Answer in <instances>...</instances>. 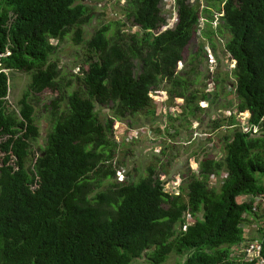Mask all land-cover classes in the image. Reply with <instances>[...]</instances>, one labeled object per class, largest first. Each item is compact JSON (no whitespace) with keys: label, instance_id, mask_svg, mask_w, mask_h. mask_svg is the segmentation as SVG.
<instances>
[{"label":"trees","instance_id":"1","mask_svg":"<svg viewBox=\"0 0 264 264\" xmlns=\"http://www.w3.org/2000/svg\"><path fill=\"white\" fill-rule=\"evenodd\" d=\"M86 3L0 0V135L6 137L0 144V264H132L144 252L151 264L185 253L182 264H236L230 249L245 239L248 216L264 223L255 200L264 194V132L234 129L221 160L203 151L175 196L164 191L168 180L151 166L135 183L116 180L110 135L117 120L101 122L96 106L111 103L116 118L144 109L154 113L150 91L164 80L183 106L185 92L176 87L187 81L178 66L200 13L216 9L222 22L217 32L224 27L229 34L225 51L234 64L237 110L260 122L264 0H175L178 22L163 32L162 0H125L126 18L100 26L89 39L84 35L93 14ZM125 19L137 26L134 33L123 30ZM71 34L75 43L85 42L87 66L78 67L79 84L67 91L72 82L63 85L57 55ZM12 70L31 73L18 110L7 103ZM47 90L56 94L46 106L52 128L31 169V145L39 136L31 95ZM223 171L228 176L210 186L209 177ZM241 196L247 200L238 202Z\"/></svg>","mask_w":264,"mask_h":264},{"label":"rangeland","instance_id":"2","mask_svg":"<svg viewBox=\"0 0 264 264\" xmlns=\"http://www.w3.org/2000/svg\"><path fill=\"white\" fill-rule=\"evenodd\" d=\"M168 1L173 2L175 6V14L171 13L172 19L177 16L178 20L175 0ZM194 2L195 0H189L190 4ZM86 4L90 6L93 18L86 26L85 39H89L100 26L126 18L123 13L125 0H87ZM162 6L163 4L161 8ZM211 13L212 15L206 16L200 13L196 32L183 53V62L178 66V74L183 78L181 81L184 79L187 81L186 84L176 87L178 91L185 92L183 106L178 105L175 96L171 97L169 89L173 84L168 80L162 81L160 85L163 90L162 101L155 100L150 107L154 113L144 109L116 118L111 103L106 106L97 104L96 109L101 122H105L110 117L117 120L110 135L114 145L111 162L117 170V181L135 183L139 178L146 176L148 167L151 166L155 168L161 180L174 181L176 177L179 178L177 182H180L181 188H185L190 175L196 170L197 158L203 151L213 159L224 158L225 137L235 129L234 123L237 122V115L240 113L235 112L238 100L235 96L234 64L225 51L229 34L224 27L217 32L222 25L221 14L216 9H211ZM207 16H213V21ZM124 22L126 27L123 30L131 33L129 22L126 19ZM209 36L213 38L214 48ZM86 53L85 42L75 43L72 34L62 42L57 58L60 60L63 85L72 82L67 91L78 86V67L87 66L83 63ZM8 73L10 88L7 103L10 108L18 110L19 100L29 88L31 73L15 70ZM192 93L195 94L193 99L189 98ZM55 96L56 94L50 90L31 95L36 122L39 125V136L31 145L28 163L31 169L45 146L47 133L52 128L51 107L46 106H50ZM186 97L192 101H187ZM201 133H205V136ZM5 139L4 135H0V144ZM211 145L213 150L209 151ZM4 156L5 153L0 150V165ZM107 184L108 181H105L103 188ZM237 201L241 202L242 198H237ZM248 217L250 220L246 226L249 228L246 230L245 238L257 236L261 239L260 220ZM148 254L149 252H144L132 264H151ZM186 257V253L182 256L170 254L163 264H182Z\"/></svg>","mask_w":264,"mask_h":264},{"label":"built area","instance_id":"3","mask_svg":"<svg viewBox=\"0 0 264 264\" xmlns=\"http://www.w3.org/2000/svg\"><path fill=\"white\" fill-rule=\"evenodd\" d=\"M162 15L166 19V23L162 25L160 32L169 30L174 28L175 24L178 22L177 16H175V19H172L171 13L175 14V6L173 2H170L168 0H162ZM129 24V23H128ZM131 29L132 33H134L137 30V26L133 24L128 25ZM9 52H7L8 54ZM2 55H5L0 52V57ZM1 66V64H0ZM4 70L0 68V72ZM150 95L153 97L154 100L157 102H161L163 99V90L161 87H153L150 91ZM161 99V100H159ZM237 114V122H235V129L244 130L247 132H251L255 135L262 134L264 132V118L261 119L260 122H250V113L249 112H238V110L235 111ZM224 112L221 113L223 115ZM241 118V119H239ZM204 134L205 133H201ZM210 148H213V145L210 146ZM209 149V148H208ZM216 160H219L216 158ZM228 176V173L226 171H223L219 176H210L208 184L212 186H217L221 184V181L225 179V177ZM177 179L175 177L174 181L168 180L164 191L166 193H169L171 195H180V182H177ZM217 184V185H216ZM242 201L247 200L246 196H241ZM256 204H258L262 209H264V194L258 195L256 198ZM241 201V202H242ZM257 209V207L255 208ZM186 221L187 223H191L193 221L192 215L190 213L186 214ZM263 222L261 223V226H263ZM187 226H184V229ZM248 229V228H247ZM246 229V230H247ZM264 232V231H263ZM263 240H264V233L262 234V238L259 237H248L242 240V242L235 244L230 249V259H232L236 264H244L246 262H255L256 264H264V257L262 255L263 250Z\"/></svg>","mask_w":264,"mask_h":264},{"label":"flooded vegetation","instance_id":"4","mask_svg":"<svg viewBox=\"0 0 264 264\" xmlns=\"http://www.w3.org/2000/svg\"><path fill=\"white\" fill-rule=\"evenodd\" d=\"M213 150V148H209V151H212ZM216 159V158H215Z\"/></svg>","mask_w":264,"mask_h":264}]
</instances>
